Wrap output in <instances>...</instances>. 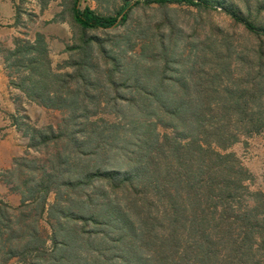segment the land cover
Segmentation results:
<instances>
[{"label":"rangeland","instance_id":"rangeland-1","mask_svg":"<svg viewBox=\"0 0 264 264\" xmlns=\"http://www.w3.org/2000/svg\"><path fill=\"white\" fill-rule=\"evenodd\" d=\"M135 1L79 0L80 10L87 7L105 16H115L122 10L128 14L122 25L84 34L101 40L102 49L98 44L90 47V74L99 87L89 92L92 98L84 101L86 109L78 112L77 123H84L85 118L81 117L85 116L101 127L108 124L118 127L115 138L112 131L103 132L107 140L100 141L101 148L95 156L82 158L84 165L133 174L138 164L132 154L139 142L146 139L156 142L168 137L186 143L185 134L189 130L170 127L174 122L163 117L157 110V101L142 95V91L150 94L165 87L174 88L175 82H188L193 86L190 74L201 53L209 60L205 68L212 78L216 49L224 63L229 62L228 69L233 71L234 78L245 79L251 110L259 111L260 119L264 120V38L246 34L222 11H234L236 4L243 11L245 0H210L214 5L211 10L185 5H134ZM251 19L264 28V14H251ZM82 36L73 25L63 0H0V74L9 87L17 89L13 84L18 83L23 74L10 68L13 59H8V53L13 51L16 40L33 43L36 37L43 39L46 60L53 72H72L66 66L77 64L81 54L67 52V48L80 45ZM110 81L118 85L117 95ZM21 94L22 97H12L13 106L6 108L10 112L0 107V264H159L144 246L148 236L146 229L139 226L142 217L134 218L132 211L126 209L122 195L107 193L100 181L84 189L86 194L91 193L92 188L107 194L95 196L91 205L85 206L87 212L81 209V216H87L85 220L59 215L58 210L66 203L54 209L60 200L53 193L48 195L43 207L28 200V188L32 189L41 172L55 164V152L64 147V142L58 141L31 149L32 131L46 127L61 131L68 114L41 108ZM22 98L31 104H24ZM220 153L233 155L244 170L241 176L244 188L239 200L231 205L244 208L260 203L259 198L252 197L264 195V129L259 134L238 136L235 144ZM147 161L145 157L144 163ZM141 189L139 186L135 197L141 203L140 209L143 205L141 216L150 217L151 213L153 218L161 220L162 202L154 197L151 189L148 193H142L145 190ZM144 197L152 208L146 199L142 200ZM68 199L76 200L74 196ZM106 200L112 201L122 212L128 210L136 236L130 230L120 229L117 222L104 224L103 216L110 203ZM70 207V213L79 211L74 205ZM92 210L100 216L97 226L88 220ZM260 216L264 217V213ZM66 230L73 236L69 250L75 258L71 259L62 257L58 250L65 240ZM156 231L162 233V230ZM34 238L44 241L42 254H28L25 260L10 254L21 251ZM250 255V262L261 260L264 251Z\"/></svg>","mask_w":264,"mask_h":264},{"label":"trees","instance_id":"trees-1","mask_svg":"<svg viewBox=\"0 0 264 264\" xmlns=\"http://www.w3.org/2000/svg\"><path fill=\"white\" fill-rule=\"evenodd\" d=\"M63 1L73 25L83 33L80 45L67 48V52L81 54L77 64L69 63L66 66L72 72L52 71L41 37H36L33 43L16 40L13 51L8 53V59H13L10 68L23 74L13 86L35 105L68 114L61 131L56 132L52 127L32 131L31 149L37 150L58 141H63L64 147L55 152V164L48 171L41 172L32 189L28 188V200L43 207L48 195L53 193L60 200L54 209L66 203L64 208L58 210L59 215L85 220L87 216H81V209L87 212L85 206L89 207L95 196L107 194L96 188L86 194L84 189L92 182L100 181L107 193L122 195L126 209L132 211L134 218L142 217L139 226L146 229L148 236L144 246L150 249L151 258L156 259L157 263L264 264V257L250 262L249 256L251 252L264 251V217L260 216L264 213V195L255 194L252 197L261 200L254 206L233 207L231 203L239 200L244 188L241 177L244 170L233 155L220 153L235 144L238 136L259 134L264 129V120L260 119L259 111L251 110L245 79L234 78L233 71L228 69L229 62L224 63L216 48L213 51L214 73L210 78L205 68L209 60L206 54H199L190 74L193 86L188 82H175L174 88L165 87L162 91H150V94L146 93L147 90L142 91V95L157 101V110L163 117L174 122V126L170 127L189 130L185 134L187 142L178 143L168 137L156 142L151 139L150 142L148 139L139 142L132 154L133 161L138 164L133 174L102 170L96 165L90 168L88 164L84 165L82 158L95 156L101 148L100 141L108 138L103 132L112 131L115 138L118 127L112 124L101 127L97 121L85 116L81 117L85 118L84 123H77L80 119L78 112L86 109L84 101L92 98L89 92L99 87L90 74V47L98 44L102 49L101 40L88 38L84 34L122 25L128 14L122 13V10L115 16H105L87 7L80 10L79 0ZM243 3V11L237 4L234 11H222L246 34L257 39L264 38V28L251 19V14H264V0H245ZM139 4L161 7L185 5L203 10L214 8L210 0L134 2V5ZM117 70L120 71L118 67ZM106 75H109V71ZM111 88L117 95L118 85L111 82ZM145 157L148 160L146 164ZM139 186H142L141 191L145 190L142 193H148L151 189L154 197L162 202L161 220L153 218L151 213L150 217L141 216L143 205L140 209L141 203L135 199ZM72 196L76 198L75 201L68 199ZM145 199L152 208L149 200L142 198ZM106 201L110 203L103 216L104 224L117 222L120 229L132 232L134 225L127 214L128 210L122 212L118 206L112 205V201ZM70 204L79 211L70 213ZM89 217L88 220L95 226L101 222L100 216L93 210ZM156 230H162V233ZM134 234L137 235L133 231ZM64 239L58 248L60 255L67 259L75 258L73 251L69 250L73 236L67 232ZM43 247L44 241L34 238L21 251L10 254L25 260L28 254H42Z\"/></svg>","mask_w":264,"mask_h":264},{"label":"crops","instance_id":"crops-1","mask_svg":"<svg viewBox=\"0 0 264 264\" xmlns=\"http://www.w3.org/2000/svg\"><path fill=\"white\" fill-rule=\"evenodd\" d=\"M14 95H22L17 89H14L12 87H9L6 84V78L2 75V73L0 74V107L5 110L7 107H11L13 106L12 104V97ZM22 97V96H21ZM24 99V104L26 103V99ZM28 104H31L30 102H27ZM26 103V104H27ZM35 107V105H33ZM7 110V109H6ZM10 112V110H7Z\"/></svg>","mask_w":264,"mask_h":264}]
</instances>
